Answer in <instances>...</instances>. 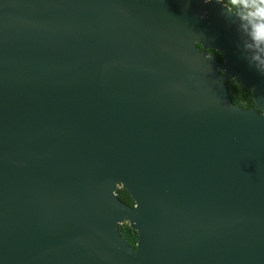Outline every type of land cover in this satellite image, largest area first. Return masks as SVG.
<instances>
[{"label":"water","instance_id":"obj_1","mask_svg":"<svg viewBox=\"0 0 264 264\" xmlns=\"http://www.w3.org/2000/svg\"><path fill=\"white\" fill-rule=\"evenodd\" d=\"M0 264H264V10L0 0Z\"/></svg>","mask_w":264,"mask_h":264},{"label":"trees","instance_id":"obj_2","mask_svg":"<svg viewBox=\"0 0 264 264\" xmlns=\"http://www.w3.org/2000/svg\"><path fill=\"white\" fill-rule=\"evenodd\" d=\"M231 10L241 16H249L259 10H264V0H222ZM204 51L203 47L201 46ZM210 54L216 56L218 60L223 61L220 52L210 50ZM227 89L233 103L245 110L257 109L253 92L247 88L241 87L235 80L227 82ZM119 198L129 206H134L135 203L124 188H120L117 192ZM120 234L127 243L136 249L138 232L135 231L129 223H124L119 228Z\"/></svg>","mask_w":264,"mask_h":264}]
</instances>
